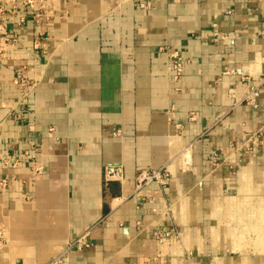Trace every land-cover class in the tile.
<instances>
[{
	"label": "crops",
	"instance_id": "0c3cea01",
	"mask_svg": "<svg viewBox=\"0 0 264 264\" xmlns=\"http://www.w3.org/2000/svg\"><path fill=\"white\" fill-rule=\"evenodd\" d=\"M165 166L166 186L133 194ZM252 183L264 0H0V264H229L213 222Z\"/></svg>",
	"mask_w": 264,
	"mask_h": 264
},
{
	"label": "rangeland",
	"instance_id": "374dc122",
	"mask_svg": "<svg viewBox=\"0 0 264 264\" xmlns=\"http://www.w3.org/2000/svg\"><path fill=\"white\" fill-rule=\"evenodd\" d=\"M263 194H264V187L263 189L262 187L260 189L258 188L254 189L253 183H252L250 184V189L248 191L246 189V191L242 193V195L235 196V197H238V200L234 201V199H230L232 203L222 202V204H220L219 206L221 207L223 212L221 209L220 210L217 209L219 213H223V218H224L222 221L220 220V223H218L219 222L218 220H216L215 223L212 221L213 224H215L213 226H215L216 228H219L217 229L218 235L223 236L225 233L228 235V238L230 239L228 241L233 242V239H234V242L238 241L237 242L239 244L238 246H240L237 249L235 248V245H231L230 243L228 244V242L225 243L229 245L231 250L226 252L225 254L220 252L221 255L220 254L219 255H220V258H225V257L228 258L229 264L231 262L234 264H237L239 262V264H241L244 262V260L245 262L246 260H248L249 262L248 264H251L250 263V250H252L255 254L261 253L259 250L258 252L256 251L257 249L253 246L254 244L253 240H255V243L259 241L260 243H263L264 241V237H263L264 236V226H261L262 224H264V219L263 220L261 219L262 217L264 218V213L263 211L261 212V209L262 208L264 209V195ZM225 197H223L221 200L223 201ZM259 205L261 206V208ZM212 211L217 213L215 208ZM252 216L254 219L251 218ZM261 238L263 240H261ZM244 239H247V240L245 241ZM242 244L244 246H242ZM260 255H263V254L261 253ZM205 264H224V260L222 259L216 260L213 257V259L207 260Z\"/></svg>",
	"mask_w": 264,
	"mask_h": 264
},
{
	"label": "built area",
	"instance_id": "2783aa9c",
	"mask_svg": "<svg viewBox=\"0 0 264 264\" xmlns=\"http://www.w3.org/2000/svg\"><path fill=\"white\" fill-rule=\"evenodd\" d=\"M169 57L171 58L172 62V77L175 82H178L185 70V66L187 64V61L182 57L179 51L177 50H171L169 53ZM227 73H231V71H228ZM193 119V118H192ZM37 150L36 147H31L30 149H27L24 152V155H26L35 165V171L37 173L42 172V167L37 166L36 158L37 155L35 154V151ZM182 163L184 166H189L190 163V156L188 152H184V154L181 157ZM171 178V171L168 166L162 167L157 170H144L141 171L137 177H136V185L135 190L133 194H138L141 190H143L146 186L150 185L151 183H158L162 186H166ZM125 180V170L122 165H107L104 169V181L106 184L111 182H120L122 183ZM160 235H157V238H159ZM165 237H170V233L166 232ZM3 241V235L2 232H0V245ZM81 239L77 242L78 245H80ZM57 261V259H56ZM56 261H52L49 264H55Z\"/></svg>",
	"mask_w": 264,
	"mask_h": 264
},
{
	"label": "bare ground",
	"instance_id": "6f19581e",
	"mask_svg": "<svg viewBox=\"0 0 264 264\" xmlns=\"http://www.w3.org/2000/svg\"><path fill=\"white\" fill-rule=\"evenodd\" d=\"M262 205V204H261ZM260 206V205H259ZM260 208H261V206H260ZM263 211V213H264V209L262 208L261 209V212ZM259 214V213H258ZM259 216H261V215H259ZM263 216V215H262ZM258 218V217H257ZM259 218H261V217H259ZM262 220H263V217L261 218ZM259 220V219H258ZM263 222V221H262ZM261 222V223H262ZM260 223V224H261ZM259 224V223H258ZM260 226V225H259ZM261 226H264V224H262ZM260 228V227H259ZM262 231V230H261ZM241 233V232H240ZM262 233V232H261ZM246 235V234H245ZM236 236V235H235ZM263 236V235H262ZM226 237H227V242H228V244L230 243L231 245H235V248H239L240 246H238L239 244L237 243V242H234V239H233V242H231V241H228V240H230L229 238H228V235H226ZM264 237V236H263ZM231 238V237H230ZM235 238H237V237H235ZM242 238H244V237H242ZM250 239V238H249ZM256 239V238H255ZM232 240V239H231ZM238 240V239H237ZM245 241L247 240V239H244ZM261 240H263L262 238H261ZM250 241V240H249ZM254 241V244H253V246L257 249L256 251L258 252V250L262 253V254H264V241H263V243H260V241L259 242H257V243H255V240H253ZM233 243V244H232ZM241 243H243V242H241ZM251 244V243H250ZM242 246H244L243 244H242ZM251 246V245H250ZM249 246V247H250ZM247 248V247H246ZM241 249H242V247H241ZM260 253V254H261ZM241 264H247L246 262H243V263H241Z\"/></svg>",
	"mask_w": 264,
	"mask_h": 264
}]
</instances>
